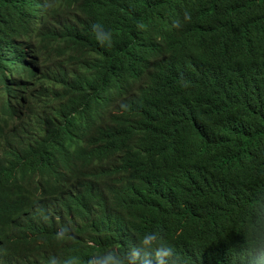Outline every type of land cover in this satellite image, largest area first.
<instances>
[{
  "label": "trees",
  "instance_id": "1",
  "mask_svg": "<svg viewBox=\"0 0 264 264\" xmlns=\"http://www.w3.org/2000/svg\"><path fill=\"white\" fill-rule=\"evenodd\" d=\"M260 215L264 0H0V264H246Z\"/></svg>",
  "mask_w": 264,
  "mask_h": 264
},
{
  "label": "clouds",
  "instance_id": "2",
  "mask_svg": "<svg viewBox=\"0 0 264 264\" xmlns=\"http://www.w3.org/2000/svg\"><path fill=\"white\" fill-rule=\"evenodd\" d=\"M186 19L191 20V15L187 12L185 13ZM138 27L143 28V25H138ZM102 28V25L94 23L92 25V31L95 34L97 41H102L103 35L99 31ZM107 36L110 38V43L108 46H111V37L112 33L108 31ZM103 45V43H101ZM254 234V235H251ZM56 240H63L64 233L58 231L54 237ZM160 244L161 247L155 251V264H169V261L165 257H174L171 260V264H187V261L179 253H177L172 247L167 245L166 241L157 233H145L141 237V244L147 249L153 244ZM240 259L246 261V264H264V215L257 217L255 221H252L247 225V230L244 232V242L240 245ZM258 251V255H253V253ZM144 264H153L152 260L149 259L150 253L145 251ZM251 257V259H249ZM51 264V262H49Z\"/></svg>",
  "mask_w": 264,
  "mask_h": 264
},
{
  "label": "bare ground",
  "instance_id": "3",
  "mask_svg": "<svg viewBox=\"0 0 264 264\" xmlns=\"http://www.w3.org/2000/svg\"><path fill=\"white\" fill-rule=\"evenodd\" d=\"M73 5V4H72ZM76 5V4H75Z\"/></svg>",
  "mask_w": 264,
  "mask_h": 264
}]
</instances>
